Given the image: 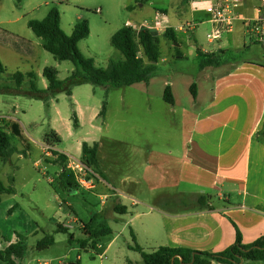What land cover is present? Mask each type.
Wrapping results in <instances>:
<instances>
[{"label": "rangeland", "instance_id": "374dc122", "mask_svg": "<svg viewBox=\"0 0 264 264\" xmlns=\"http://www.w3.org/2000/svg\"><path fill=\"white\" fill-rule=\"evenodd\" d=\"M188 1L2 0L0 57L7 72L1 83H10L12 75L18 71L33 72L38 75V87L45 90L48 82L43 70L46 67L56 68L61 80L67 79L75 70L72 62L57 61L47 52L43 48V40L28 26L29 21H41L53 9L60 12L61 26L68 35L79 23L88 22L90 35L80 42V50L87 58L93 59L97 67L105 68L111 60L123 59L111 44L112 36L127 24H133L130 27L135 30L140 29L139 25L155 17L156 10L165 12L173 24L189 29L185 24L191 19ZM218 1L221 0L215 2ZM251 1L261 6L264 0ZM190 23L198 29L195 38L188 39L180 33L179 43L172 45L162 40L163 58L157 64V76L148 87L141 83L108 89L86 84L74 87L71 97L59 93L48 105L25 94H0V115L10 116L7 119L19 123L29 144V149H26L24 143L13 140L15 152L11 158L5 160L0 157V181L15 191L13 194H0V252L10 244L22 241L26 251L20 264H142L140 253L130 248L136 244L140 246L137 240L134 241L138 227L133 228L131 219L148 211L142 205L147 197L128 195V192L143 187L137 177V168L142 160L140 145L147 142L151 146L169 148L167 142L178 139L179 131L172 112H169L175 107H170L163 100L165 84L178 81L174 93L178 105L189 106L191 96L186 84L198 81L200 61L196 58L197 50L202 47L211 50L216 46V43L210 44L206 37L212 29L210 23L198 19ZM234 29L231 35L236 42H230L231 50L227 53L228 58L224 59H261L262 45L255 42L251 34L241 33V23L235 24ZM228 38L226 34L222 41ZM148 91L150 95L146 93ZM104 101L108 103L107 116L93 119L92 111L97 110L99 115ZM77 111L83 117L82 126L78 129L74 128L73 121V114ZM53 130L61 142L57 143L55 135L49 136ZM85 142L99 143V157L107 177L105 174V177L92 175L87 166L91 171L89 175L85 170H73L76 167L73 160L84 164L81 155ZM54 152L66 155L68 159L60 162ZM63 165L76 180L78 174L90 181L91 187L80 185L75 194L64 189L59 180ZM127 176L132 178L122 182ZM115 193L128 206L129 212L124 215L114 210L115 199L118 198ZM133 200L138 202V206L131 205ZM103 201L108 203L104 211ZM98 214L106 217L111 234L98 239L94 246L90 243L82 249L80 242L87 238L82 231L83 224H88ZM142 220L145 216L137 219ZM59 224L69 229V233L57 232ZM72 234L75 237L73 242L70 241ZM51 235L54 244L38 249V243ZM141 246L146 252L153 251L145 244ZM242 264L263 263L246 260Z\"/></svg>", "mask_w": 264, "mask_h": 264}, {"label": "crops", "instance_id": "0c3cea01", "mask_svg": "<svg viewBox=\"0 0 264 264\" xmlns=\"http://www.w3.org/2000/svg\"><path fill=\"white\" fill-rule=\"evenodd\" d=\"M215 1L189 0L188 3L190 21L198 19L210 23L212 29L206 37L210 44L216 43L211 50L198 49L197 60L200 61L198 51H201L215 55L221 66L205 69L198 66V81L186 84L191 96L189 106L178 105L174 94L178 81L165 84V87L172 88L175 97V105L170 106L175 109L169 112L173 114L179 137L167 142L169 148L151 146L147 142L140 145L142 160L137 168V177L143 187L127 191L131 197L137 194L147 197L142 205L148 211L134 216L131 225L134 229L138 227L135 237L140 246L145 244L153 251L172 247L220 253L235 243L237 229L244 244H252L264 235V44L252 37L262 45L261 59H224L228 58L230 44L236 42L231 35L235 29L224 31L218 40L208 39V34L214 31L209 8ZM239 2L237 11L240 19L236 24L241 23V33L247 35L245 20L264 17V11L259 14V6L251 0ZM139 26L160 33L173 28L177 32L178 43L180 33L191 39L196 37L195 31L198 30L196 25L184 29L173 24L161 10H156L151 21ZM226 34L228 40L222 41ZM193 84L196 86V98L191 92ZM146 93L150 95L149 91ZM76 114L82 126L83 117L78 111ZM92 116L98 119L100 115L93 110ZM9 117L0 115V118ZM101 167L103 169L102 163ZM102 171L106 176L107 172ZM130 177L121 181L125 182ZM200 195L212 198V210L196 206L195 201ZM116 203L127 207L129 212L120 196L115 199ZM137 204L135 200L131 203L132 206ZM107 205H103L102 211ZM142 216L145 220L137 221Z\"/></svg>", "mask_w": 264, "mask_h": 264}, {"label": "trees", "instance_id": "16d2710c", "mask_svg": "<svg viewBox=\"0 0 264 264\" xmlns=\"http://www.w3.org/2000/svg\"><path fill=\"white\" fill-rule=\"evenodd\" d=\"M2 0H0L1 2ZM151 1V0H143ZM29 28L35 35L43 40V48L53 55L60 62L70 61L74 64L75 70L65 79H59V72L54 67H46L43 76L48 82L45 90L38 87V75L33 72H16L12 75L10 83L2 84L1 79L7 72V68L0 58V94H25L30 98L42 100L47 105L59 93L73 95V89L81 85L103 86L108 89H118L136 84H149L156 76L157 64L163 57L161 48L162 40L178 43L177 32L173 28H167L163 33L157 30L141 27L135 30L130 26H125L117 31L111 38L112 46L118 50L122 60H111L107 67H97L95 61L87 58L80 50V42L90 35V28L87 21H83L75 26L73 32L68 35L61 26V15L53 9L43 20H31L28 22ZM200 56V69L207 67L221 66L217 57L212 54H204L198 51ZM194 98L197 97L195 84L191 87ZM164 101L173 106L175 97L172 88L167 86L163 96ZM108 109L107 101H104L99 115L105 116ZM74 128H80V121L76 114H73ZM55 135L57 143L61 142L59 135L53 130L49 135ZM13 140L24 143L29 149L21 126L14 120L0 118V157L11 158L15 149ZM56 143V142H55ZM49 145V140L47 141ZM59 156L60 162H66L68 157L54 152ZM81 161L93 173L105 177L102 172L99 159V144L88 142L82 145ZM60 185L66 190L77 191L80 184L75 179L73 173L66 165H63L60 174ZM13 188H7L0 181V194H13ZM212 198L209 195H200L195 201L199 209L212 210ZM115 212L119 215L127 213V207L120 203L115 205ZM83 233L87 238L80 242L82 249H86L90 243L94 246L101 237L111 234V229L107 225L106 217L102 214L94 215L88 224H83ZM57 232L69 233V229L58 225ZM1 237V233H0ZM75 240L74 235H70V241ZM134 241L136 238L134 237ZM54 237L47 236L38 243V249H46L54 244ZM131 249L140 253L142 264H242L244 261L261 262L264 264V235L252 244H244L241 232L237 229L235 243L220 253L194 251L186 248L160 247L152 252H146L138 244L131 246ZM26 246L19 241L10 244L4 251L0 252V262L5 264H20L24 258ZM131 264V263H129Z\"/></svg>", "mask_w": 264, "mask_h": 264}, {"label": "built area", "instance_id": "2783aa9c", "mask_svg": "<svg viewBox=\"0 0 264 264\" xmlns=\"http://www.w3.org/2000/svg\"><path fill=\"white\" fill-rule=\"evenodd\" d=\"M239 6V0H221L220 2H214L211 5L209 11L211 12L213 17L212 21L214 23V31L208 34V39L210 41L218 40L224 31H233L236 21L240 19V15L237 11ZM263 11L264 1H262V4L261 6H259L257 12L261 14ZM245 25L254 40L264 44V17L259 16L254 20H245ZM192 26L193 24L191 23L187 24V27L189 29L192 28ZM73 161L76 164V167H73V170H75V168H78L80 170H85V174L91 173V171L84 164L77 160ZM92 175L95 174L92 172ZM77 180L81 186H84L86 188L91 187L90 181H88L86 178L80 177V175L78 174ZM105 204L106 203L103 201V205Z\"/></svg>", "mask_w": 264, "mask_h": 264}, {"label": "water", "instance_id": "95a60500", "mask_svg": "<svg viewBox=\"0 0 264 264\" xmlns=\"http://www.w3.org/2000/svg\"><path fill=\"white\" fill-rule=\"evenodd\" d=\"M70 192H71L72 194H73V193H74V194L76 193V191H73V190H70Z\"/></svg>", "mask_w": 264, "mask_h": 264}]
</instances>
